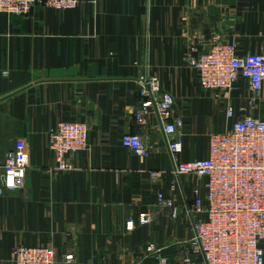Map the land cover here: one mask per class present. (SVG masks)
<instances>
[{
  "label": "crops",
  "instance_id": "0c3cea01",
  "mask_svg": "<svg viewBox=\"0 0 264 264\" xmlns=\"http://www.w3.org/2000/svg\"><path fill=\"white\" fill-rule=\"evenodd\" d=\"M216 40L237 43L240 56H264V0H80L72 11L37 4L26 17L0 13V167L20 139L29 165L24 188L0 196V264H14L19 246L50 247L56 264L70 253L73 264H154L150 245L181 264L194 224L206 218L207 204L190 208L196 188L205 197L206 181L177 176L160 118L139 125L134 111L140 79L157 78L183 121L175 138L184 163L208 157L210 137L235 120H264V88L250 106L245 81L231 93L201 87L192 49ZM61 121L89 129V147L66 172L54 168L49 148ZM127 133L148 144L149 159L122 146ZM153 170L167 173L162 184ZM174 181L176 219L157 205L158 191ZM147 212L156 216L141 227Z\"/></svg>",
  "mask_w": 264,
  "mask_h": 264
},
{
  "label": "built area",
  "instance_id": "2783aa9c",
  "mask_svg": "<svg viewBox=\"0 0 264 264\" xmlns=\"http://www.w3.org/2000/svg\"><path fill=\"white\" fill-rule=\"evenodd\" d=\"M37 4L59 12L79 7L80 0H0V13L17 17L29 16ZM194 54L189 64L198 75L201 87L210 92L231 93L239 82L245 81L253 98L250 106L262 94L264 88V56L249 53L240 56L235 42L216 40L212 45ZM138 105L134 120L146 125L152 116L162 122L168 138L167 144L177 176H192L205 180V197L200 198L199 189L190 205L191 212H199L207 204L206 218L194 224V237L183 247L181 264H264V120L247 116L235 120L232 128L210 137L208 157L181 162L182 143L175 138L183 121L174 116V98L164 91L157 78L140 79ZM229 119L236 113L230 106ZM122 146L136 156L149 159L152 152L148 144L137 134L127 133L121 138ZM89 147V129L84 123H58L49 136V148L54 154L57 171H71L73 156ZM26 144L20 139L0 167V196L6 191L22 190L28 173ZM165 171L153 170L150 178L162 184ZM178 183L172 182L168 189L157 193V205L166 208L172 218L179 215L175 193ZM155 213H142L138 219L141 227L152 223ZM136 223L127 224L133 231ZM148 253L154 264H170L161 250L150 245ZM197 258H202L201 262ZM67 264L75 262V255L63 257ZM14 264H56V253L50 247L28 248L19 246L14 250Z\"/></svg>",
  "mask_w": 264,
  "mask_h": 264
}]
</instances>
